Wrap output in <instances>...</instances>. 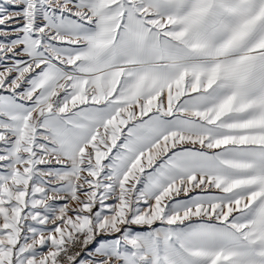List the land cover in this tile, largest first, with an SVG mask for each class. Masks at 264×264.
Listing matches in <instances>:
<instances>
[{
  "label": "snow or ice",
  "instance_id": "6c2138e0",
  "mask_svg": "<svg viewBox=\"0 0 264 264\" xmlns=\"http://www.w3.org/2000/svg\"><path fill=\"white\" fill-rule=\"evenodd\" d=\"M0 264H264V0H0Z\"/></svg>",
  "mask_w": 264,
  "mask_h": 264
}]
</instances>
